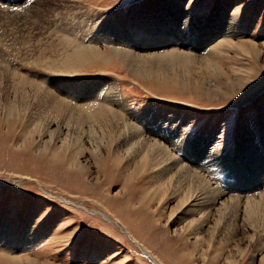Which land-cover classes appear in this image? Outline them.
<instances>
[{"label": "rangeland", "instance_id": "rangeland-1", "mask_svg": "<svg viewBox=\"0 0 264 264\" xmlns=\"http://www.w3.org/2000/svg\"><path fill=\"white\" fill-rule=\"evenodd\" d=\"M175 10L181 13L175 28L182 31L189 17L199 38L214 36L212 49L162 71L145 61L135 73L136 66L115 57V48L138 58L190 52L132 37ZM61 21L55 40H44L41 34ZM230 25L232 34L222 38ZM65 38L74 47L96 46L110 61L65 67ZM12 74L39 84L40 92L23 99ZM50 92L69 107L59 108ZM99 93L98 103L122 104L140 129L171 137L176 160L206 153L211 168L202 174L229 195L226 186L236 179L221 181L228 166L243 160L247 140L264 132V0H0V264H153L133 239L162 264H264L262 247L252 244L260 230L255 217L248 223L241 216L232 238L215 217L200 228L196 209L185 214L172 188L150 187L157 168L139 170L125 149L116 153L115 142L108 157L107 139L86 127L77 141L78 131L45 122L48 114L78 112L81 98ZM69 143L76 145L65 149ZM193 229L200 234L190 235Z\"/></svg>", "mask_w": 264, "mask_h": 264}, {"label": "bare ground", "instance_id": "bare-ground-1", "mask_svg": "<svg viewBox=\"0 0 264 264\" xmlns=\"http://www.w3.org/2000/svg\"><path fill=\"white\" fill-rule=\"evenodd\" d=\"M177 14L178 13L175 10L174 15H171V19H166L167 21H162V19L157 20V22L150 21L146 23L147 25L145 27H142V30H136L135 34H132V37H134L138 43L142 42L145 43V45L155 43L156 45H159V43H163V40L167 43L174 42L176 43V45L179 44L181 47H184L190 52H183L182 54L168 52L164 55H157L152 58H138L137 56H133L120 48H115V57L121 59L123 62H127L129 66H136L138 70H136L135 73L139 72L138 65L142 64V62L145 61H148V63L153 61L151 63H154L156 68L162 71L165 68H171L177 64L184 65L188 61H190L191 63V61L193 62L198 58V56L194 54L195 52H202L206 51L207 49H212V45H215L217 43V41L213 39L214 36L208 34L206 37L204 36V38L203 36H200L199 38L197 35V31L193 26V22L190 21V18L188 16H185V19L187 17L188 19L181 25L184 27L182 31H178V26L177 28H175L177 21L176 17L181 16V13L178 15ZM59 23H55L53 27L51 26V29L48 28V35H45L44 33L41 34L44 40H52L49 43L55 40L57 34L59 33L58 30H60L62 28L61 26L63 25L62 21ZM169 26H171V29ZM108 27L104 26V31H102V33H106ZM229 27L230 29H225V32L223 34L220 33L222 38H226L228 34H232V26L230 25ZM173 28L175 29L176 33H178L177 36L179 38L172 32L174 30ZM93 29L94 28H89V30L92 32ZM116 30L115 31L119 34V29ZM130 30L133 31L134 29L130 28ZM191 36H193V38ZM103 37L105 38L106 35H97L94 43H101V39ZM181 37H185L186 39L181 40ZM110 39L112 38H108V40ZM114 41L116 42V44H120L119 41ZM60 42V45L67 52L66 56H64L63 58L65 67L67 65L71 68H74L81 64L97 63L102 60L103 62L107 63V61L109 60L96 46L83 45L82 43H79L78 46L74 47L75 41L68 38L61 39ZM216 47L218 46H215V48ZM78 69L79 68H77V70ZM149 70H141V72L144 74V76H147L150 72ZM143 74H141L140 76H142ZM12 76L14 75L12 74ZM14 79H17L15 90L21 93L20 96L23 99H26L31 94L37 95L41 90L39 88L41 87L39 84L29 81L28 79L23 78L19 75H15ZM47 92L49 93V91ZM47 92L45 93L47 94ZM62 92H65V94H67L68 96L67 90ZM51 94L52 96H54L53 93ZM99 95L100 93L96 96V98H90L87 97L89 95H85L87 99H85V97L81 98L82 100H84V104L78 105V112H75L76 110L72 109L71 112H55V114H52V116L48 114L49 116L45 119V122L47 121V124L49 126L54 125L58 129H63L65 125V129L67 130L68 128V132L72 130L78 131L77 141H80V139L84 137V134L86 133L84 131V128L86 127L87 129L91 130V134L93 133V136H95L97 132L107 139V145H105V153L107 155L109 154L108 157H112L110 149L115 142L116 144L118 143L120 145L116 147V153L119 154L122 149H125L126 154L132 162V165L138 164V167H140L139 170H147L149 166L157 168V182H155L156 184H150V187L154 188L156 192L160 189H165L168 186L169 188H172V194L175 199L178 200L179 207H183L187 210L185 214H187L188 212H194V209H196L195 212H197L200 216L198 224L200 228L206 226V223H208L210 218L215 217L216 223L218 224L217 226L219 228H223L226 231H232L228 236V238H232L235 234L234 228H237V222L241 218V216L243 217L242 221L248 223L251 218L255 217V221L258 224L260 230L256 237L257 241L253 242L252 244H257V247L260 249L262 247L261 251H264V132H261V134L254 140H247L248 143L246 144L244 153H242L243 160L238 161V164L234 168L228 166L230 172H228V174L225 176L227 177V179H221V181L228 184V178L234 177L236 179V183L228 184L229 186L227 185L226 187L228 188L229 195H224L223 189L221 187H215L211 180L208 179L207 176L202 174L203 170H205L206 168H211L206 164V153H202L199 156L193 155L190 157H183L181 160H176L172 153V150L176 145L170 139L171 137H167L166 133H164L163 131L160 132L151 130L150 128L140 129L133 123L132 119L134 115L132 116L129 112H126V109L122 104L112 107L114 105L111 106L107 104L106 100H103V103H98ZM58 97L59 95L52 98L57 100V105H59V108L69 107L67 102L60 100L61 98L59 99ZM78 97L76 99L72 97V99L78 100ZM44 98L51 99V96L46 95ZM38 129L39 128L37 127L35 131H37ZM75 145L76 144L71 145V143H69L68 145H65L64 148L70 149ZM117 154H113L114 158L120 159ZM214 164V167L218 165L216 163ZM213 173L214 172H212V174ZM216 173L221 177L220 174H223L224 172L218 171ZM135 174H138V172H136ZM226 187L223 186V188L225 189ZM239 189L244 190L239 191ZM257 191H259L257 197L252 196L250 198H247L245 201L241 200L240 197H236V195H248ZM235 192L238 194L235 195ZM147 209L148 208L146 207V210ZM99 215L102 216L107 222L113 223L107 215L103 213H99ZM252 228L253 227H251L250 225L249 230H252ZM199 229H193L192 231H190V235H199ZM133 241L135 245L143 251V254L150 260H152L153 264H162L161 262L156 260V257H154L152 253L144 249L139 241L135 239H133ZM226 244H229V242L225 243L224 245Z\"/></svg>", "mask_w": 264, "mask_h": 264}]
</instances>
